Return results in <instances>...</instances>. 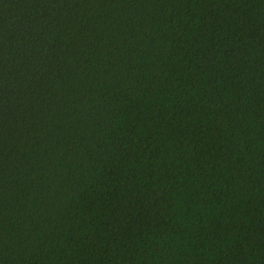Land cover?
<instances>
[{"label":"trees","instance_id":"trees-1","mask_svg":"<svg viewBox=\"0 0 264 264\" xmlns=\"http://www.w3.org/2000/svg\"><path fill=\"white\" fill-rule=\"evenodd\" d=\"M0 264H264V0H0Z\"/></svg>","mask_w":264,"mask_h":264}]
</instances>
